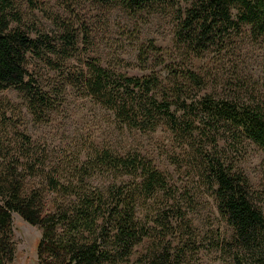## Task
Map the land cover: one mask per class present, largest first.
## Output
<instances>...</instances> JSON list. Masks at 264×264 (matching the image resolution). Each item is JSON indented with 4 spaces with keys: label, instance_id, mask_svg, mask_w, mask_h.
Returning <instances> with one entry per match:
<instances>
[{
    "label": "rangeland",
    "instance_id": "rangeland-1",
    "mask_svg": "<svg viewBox=\"0 0 264 264\" xmlns=\"http://www.w3.org/2000/svg\"><path fill=\"white\" fill-rule=\"evenodd\" d=\"M126 1L7 0L10 25L19 21L18 29L29 38L40 37L41 45L25 54V90H0V167L23 170L16 177L20 189L38 193L45 214L54 212V198L67 208L66 194L51 192L47 176L90 194L97 190L100 217L109 203L107 190L132 180L120 171L110 172L103 155H136L160 173L166 189L145 204L138 199L134 216L149 229L148 237L125 258L112 250L109 225L101 229L98 221L92 233L82 232L83 242L94 240L107 252L100 264H236L235 250L229 252L227 245L219 249L229 242L231 230L216 212L205 161L218 156L259 189L264 187V152L220 124H206L196 102L264 108V38L254 40L242 27L194 58L172 36L187 0H145L138 6L134 3L139 0ZM139 54L144 63L138 61ZM93 66L108 71L118 93L124 89L123 77L156 79L152 93L157 103L170 104L169 113L181 122L197 117L203 124L196 125L197 131L191 128L190 138L185 130L172 132L161 110L151 111L154 118L147 124L137 108L121 115L124 121L116 118L105 98L92 99L86 90ZM180 72L198 76L201 87ZM174 73L179 78L173 79ZM183 100L195 103L182 111L177 105ZM138 101L149 105L141 93L135 95ZM262 203L257 202L259 208ZM261 209L264 213V203ZM56 228L62 232L61 224ZM41 234L39 227L12 214L9 264H40L36 244ZM243 258V264L257 263L247 254ZM41 261L54 260L43 255Z\"/></svg>",
    "mask_w": 264,
    "mask_h": 264
},
{
    "label": "trees",
    "instance_id": "trees-1",
    "mask_svg": "<svg viewBox=\"0 0 264 264\" xmlns=\"http://www.w3.org/2000/svg\"><path fill=\"white\" fill-rule=\"evenodd\" d=\"M120 1L123 4L127 3L126 0ZM139 1L134 4L138 6L145 0ZM6 4L7 0H0V90L11 86L25 90L27 87L25 54L38 50L41 45L40 37L29 38L18 29L16 24H19V21L13 20L16 23L12 27L10 15L5 13ZM242 27L247 29L250 38L254 40L264 38V0H187V5L178 11L173 27V42L184 47L192 57L198 58L209 46L220 44L230 34H239ZM63 31V34H68L67 27ZM138 61L144 63L141 54L138 55ZM177 75L174 73L171 76L177 79L179 78ZM179 75L196 88L201 87L200 78L193 73L180 72ZM111 79L108 71L93 66L84 84L91 98L97 96L105 98L106 108L122 121L124 119L121 115L126 117L129 111L137 108L143 118L142 122L147 124L154 118L151 117V111L161 110L172 132L185 130L190 138L191 131L193 132L191 128L197 131L196 125L203 124L197 117L188 123L181 122L179 118L169 113L170 104L157 103L152 93L158 86L154 78L123 77L124 89L120 93L118 89H112ZM138 93L148 98L149 105H141L140 101L134 102ZM164 99L162 98L161 102H165ZM194 103L195 101L185 103L183 100L177 106L180 110L186 111ZM196 103L207 118L206 124H220L234 137L245 138L264 152L263 107L257 104L235 106L217 101ZM156 104L159 105L153 107ZM103 156V160L107 162L106 168L110 172L120 171L119 173L122 172L132 180L127 181L125 187L112 185L107 190L110 193L109 203L105 214L100 217L98 200L101 193L97 190L95 194H90L82 187L71 186L70 183L63 185L47 176V185L51 192L66 194L67 208L54 198L52 202L54 212L45 214L40 195L35 191L23 192L20 189L16 177L23 170L18 171L15 166L0 167V264H9L12 261L13 246L9 237L12 214H16L22 222L41 229V238L36 244L40 264H44L41 261L43 255L52 258L54 260L52 264L102 263L107 259V252L101 251L94 240L90 243L82 241L84 239L82 232L92 233L98 221L102 223L101 229L109 225V232L112 233L110 241L113 245L112 250L121 258H125L132 247L148 237L149 229L135 218L134 208L140 204H137L139 198L143 200L141 204H145L157 193L165 191L166 180L148 162L139 160L136 155L122 158L105 153ZM205 162L216 212L231 230L229 242L222 244L219 249L223 250L227 245L229 252L235 250L239 259L236 264H243L244 254L253 257L257 261L256 264H264V213L261 209L264 203V187L252 188L242 174L232 171L218 156H212ZM19 165L21 166V163ZM262 177L264 179V169ZM257 202H263L260 208ZM59 224L62 226L61 233H58L56 228Z\"/></svg>",
    "mask_w": 264,
    "mask_h": 264
}]
</instances>
